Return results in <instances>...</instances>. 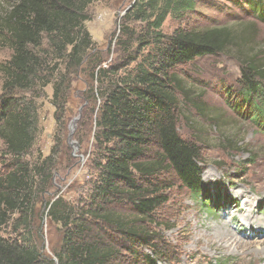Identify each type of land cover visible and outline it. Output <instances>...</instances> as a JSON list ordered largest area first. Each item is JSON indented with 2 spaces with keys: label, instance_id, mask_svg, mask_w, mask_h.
Instances as JSON below:
<instances>
[{
  "label": "trees",
  "instance_id": "obj_1",
  "mask_svg": "<svg viewBox=\"0 0 264 264\" xmlns=\"http://www.w3.org/2000/svg\"><path fill=\"white\" fill-rule=\"evenodd\" d=\"M95 1L13 0L0 21L3 42L12 51L0 64V140L9 159L0 175V227L15 215L14 233L34 228L35 195L46 192L55 165L50 156L32 166L24 161L34 144L37 111L20 93L52 85V104L60 120L70 77L84 71L98 84L101 99L94 136L98 172L91 193L80 209L60 197L45 206V217L63 229L61 248L49 258L32 241L0 237V264H118L126 247L117 237L126 244L141 243L160 259L161 249L141 232L140 224L167 201L164 177L192 195L204 194V145L200 138H184L178 130L184 119L182 102L198 113L201 102L184 86L179 67L234 52L241 68L236 105L245 107L251 122L264 128V47L255 46L254 23L182 27L178 23L194 14L199 0H134L121 18L118 45L125 60L103 68V57L97 59L101 53L84 25ZM246 1L258 14L256 20L264 21V6ZM169 18L177 25L166 34L162 26ZM120 201L131 206L135 223L121 221L110 211ZM41 228L40 223L37 240ZM146 263L156 261L146 256Z\"/></svg>",
  "mask_w": 264,
  "mask_h": 264
},
{
  "label": "rangeland",
  "instance_id": "obj_2",
  "mask_svg": "<svg viewBox=\"0 0 264 264\" xmlns=\"http://www.w3.org/2000/svg\"><path fill=\"white\" fill-rule=\"evenodd\" d=\"M133 1L96 0L88 8L89 20L84 25L101 53L97 59L103 57V68L121 65L125 60L124 50L118 45L121 18ZM199 1L194 14L178 23L180 26L231 27L240 23L243 27L254 23L255 46L264 47V21L256 20L258 14L246 0ZM253 1L264 6V0ZM12 4L13 0H0V21ZM176 25L169 18L162 32L169 34ZM4 35L0 22V64H5L12 55L3 42ZM240 70L234 52L197 59L178 68L177 73L192 91V98L201 102V113L182 102L184 119L178 130L184 138H200L204 145L200 164L204 194L192 195L165 176L169 187L165 194L167 201L140 224L141 232H146L161 249L160 259L152 257L148 247L142 248L141 243L126 244L122 237H117V242L126 247L118 264H147L146 256L156 264H264V128L251 122V114L245 107L236 105ZM70 80L71 90L60 120L56 119L52 104V85L20 93L33 101L37 111L34 144L24 161L32 166L50 156L55 165L46 192L35 195L34 228L30 231L20 228L14 233L15 215L0 227V237L11 242L32 241L49 258H54V251L61 248L63 229L45 217L46 204L60 197L72 208L80 209L98 172L94 136L101 104L96 92L99 86L84 71ZM3 82L4 75L0 72V97ZM75 119L70 146L68 137ZM8 164L0 140V175L6 172ZM110 211L121 221H137L125 201L116 203ZM248 214L251 218L247 222ZM40 223L42 232L37 240ZM96 225L101 227L100 222L96 221Z\"/></svg>",
  "mask_w": 264,
  "mask_h": 264
},
{
  "label": "water",
  "instance_id": "obj_3",
  "mask_svg": "<svg viewBox=\"0 0 264 264\" xmlns=\"http://www.w3.org/2000/svg\"><path fill=\"white\" fill-rule=\"evenodd\" d=\"M76 119L72 122V124H71V129H70V135H69V137H68V143L70 144V146L72 145L71 144V142H70V139H71V137H72V132H73V130H74V124L76 123ZM74 147H77V145L74 143ZM74 150H76V149H74Z\"/></svg>",
  "mask_w": 264,
  "mask_h": 264
},
{
  "label": "bare ground",
  "instance_id": "obj_4",
  "mask_svg": "<svg viewBox=\"0 0 264 264\" xmlns=\"http://www.w3.org/2000/svg\"><path fill=\"white\" fill-rule=\"evenodd\" d=\"M242 192H243V191H242ZM246 202H247V200H246ZM250 218H251V215L248 214L247 217H246L247 222L250 220ZM228 235H230V234L228 233Z\"/></svg>",
  "mask_w": 264,
  "mask_h": 264
}]
</instances>
